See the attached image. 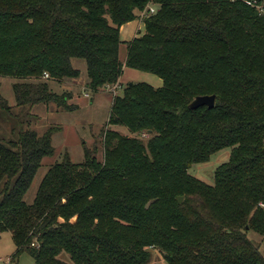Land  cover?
<instances>
[{"label":"trees","instance_id":"trees-1","mask_svg":"<svg viewBox=\"0 0 264 264\" xmlns=\"http://www.w3.org/2000/svg\"><path fill=\"white\" fill-rule=\"evenodd\" d=\"M249 1L0 0V76L23 80L13 86L21 109L56 102L73 111L74 93L55 92L52 80L84 75L92 93L122 90L103 159L86 143L81 163L65 153L31 202L59 129L40 135L17 122L14 136L0 134V232L18 255L34 264H264L249 237L264 236V9ZM138 19L145 30L124 43L121 27ZM128 67L163 85L118 86ZM207 94L213 108H189ZM0 111L10 112L1 96ZM224 148L231 155L214 184L190 174Z\"/></svg>","mask_w":264,"mask_h":264},{"label":"rangeland","instance_id":"rangeland-1","mask_svg":"<svg viewBox=\"0 0 264 264\" xmlns=\"http://www.w3.org/2000/svg\"><path fill=\"white\" fill-rule=\"evenodd\" d=\"M143 29L142 31H144ZM142 31L140 33H142ZM140 34H137L139 36ZM136 36V37H137ZM127 53V44L122 45L121 57H125ZM77 61H75L76 63ZM84 62V61H83ZM85 70L86 71V62ZM77 67L84 69L83 64L78 62L75 64ZM138 74H155L148 72H141L136 69L128 67ZM23 81L7 76H0V96L5 100L10 108L9 113L0 116V134L11 137L14 134V128L17 127L16 123H20L24 129H32L37 131L40 135L44 134L51 128H58L59 130L53 135V144L55 147V154L52 157L43 159V165L34 180L31 189L27 193L25 199L31 202L36 196L38 185L47 172L48 168L56 161H61L65 157V153H69L72 159L81 163L84 161V143L89 148L97 149L98 157L103 159V130L108 126V119L111 111V104L113 97L121 93V88L113 87L100 90L97 93H92L87 90L85 86L86 76L81 75L77 80H66L64 82L51 81L52 89L63 94L67 92L74 93V98L69 101L74 104L76 108L71 111L64 109L57 105L56 102L48 104L39 103L35 104L31 110H23L17 105L16 94L14 93V84ZM27 81V80H26ZM129 82L123 84L127 85ZM137 82V81H133ZM141 82L150 83L147 79H142ZM1 112V111H0ZM111 129H117L121 134L128 135V130L124 127L109 126ZM131 135V134H130ZM133 136L140 137L142 140L147 141L150 137L149 134H132ZM14 136V135H13ZM129 136V135H128ZM231 155L229 148L215 153L209 162L194 164L190 170V174L206 183L214 184V173L219 165L228 161ZM1 186V184H0ZM249 237L255 243L260 244L262 252L264 253V236L255 232H250ZM18 248L13 240L12 234L8 232H0V264H34V258L31 254L24 251V253L17 254ZM62 258L66 261L69 260L68 256L63 255ZM154 262H164L156 251L153 258Z\"/></svg>","mask_w":264,"mask_h":264},{"label":"crops","instance_id":"crops-1","mask_svg":"<svg viewBox=\"0 0 264 264\" xmlns=\"http://www.w3.org/2000/svg\"><path fill=\"white\" fill-rule=\"evenodd\" d=\"M145 29L143 21L134 20L127 22L125 25L121 27V39L124 43H127V41L132 40L137 36V34H140V32ZM147 79L153 87L159 88L163 85V79L160 76H153L149 74H138L137 72L131 70V69H124L123 76L120 79V82L118 86H121L128 81H137L141 82L142 79Z\"/></svg>","mask_w":264,"mask_h":264},{"label":"water","instance_id":"water-1","mask_svg":"<svg viewBox=\"0 0 264 264\" xmlns=\"http://www.w3.org/2000/svg\"><path fill=\"white\" fill-rule=\"evenodd\" d=\"M216 95L215 94H207V95H199L196 96L190 103V109H197L202 106H207L213 108L215 106ZM184 200L182 196H178V201L181 203Z\"/></svg>","mask_w":264,"mask_h":264},{"label":"built area","instance_id":"built-area-1","mask_svg":"<svg viewBox=\"0 0 264 264\" xmlns=\"http://www.w3.org/2000/svg\"><path fill=\"white\" fill-rule=\"evenodd\" d=\"M248 3H249V5H252V6H254V7H256V8H259V9H261V10L264 9V2L261 3L260 0H250ZM150 11L154 12V9L152 8ZM145 14H146V12L144 11L143 14H142V17H143ZM45 77H48V75H46ZM116 87H117L116 85L113 86L112 91L115 90ZM261 206L264 207V204H261Z\"/></svg>","mask_w":264,"mask_h":264}]
</instances>
